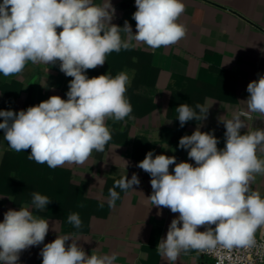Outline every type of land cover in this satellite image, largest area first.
Listing matches in <instances>:
<instances>
[{"label":"clouds","instance_id":"9594fccd","mask_svg":"<svg viewBox=\"0 0 264 264\" xmlns=\"http://www.w3.org/2000/svg\"><path fill=\"white\" fill-rule=\"evenodd\" d=\"M135 7L134 34L127 20L123 27L112 23L116 9L111 0L0 2V74H20L29 62L50 66L59 62V70L73 78L66 100L53 95L26 110H0V130L11 150L30 149L29 160L51 169L83 165L94 150L104 152L112 139L107 120L134 118L125 95L131 83L126 72L89 78L86 71L103 66L112 52L140 44L152 50L167 48L184 39L188 31L179 22L185 12L183 0H135ZM246 91L247 99L240 101L246 104V112L218 117L226 129L223 148H218L220 141L213 132L200 130L212 105L182 103L175 108L180 127L193 120L199 123L191 135L179 139L178 147L187 150L195 163H177L174 155L154 156L149 151L136 165L151 177L152 193L147 200L158 209L157 215L164 208L178 213L155 249L168 264H176L182 253L193 250L216 255L223 264L234 249L257 247L258 230L264 237V196L252 188L258 176L264 177V128L252 129L245 119L257 114L256 119L264 121V75L249 82ZM171 165H175L172 171ZM139 184L136 173L131 179L122 176L109 189V207L120 198L116 188L127 193ZM51 202L48 196L32 192L30 204L3 214L0 264H18L23 251L41 244L42 264H115L116 253L99 255L93 249L87 254L76 233L57 235L45 244L49 221L33 209L44 211ZM103 206V202L98 205ZM67 221L76 229L82 227L78 213L69 214ZM201 227L205 230L198 231ZM259 247L264 249V244Z\"/></svg>","mask_w":264,"mask_h":264},{"label":"crops","instance_id":"0c3cea01","mask_svg":"<svg viewBox=\"0 0 264 264\" xmlns=\"http://www.w3.org/2000/svg\"><path fill=\"white\" fill-rule=\"evenodd\" d=\"M95 2L102 3L103 0ZM183 2L185 12L179 22L188 29L184 39L156 50L144 44L134 48L147 53L151 63L158 68L153 96L155 107L144 114L137 113L132 107L133 119L107 120V126L115 132L104 152L94 150L83 165L65 164L55 169L38 163L35 168L32 166L35 161L27 158L22 164L27 170H20L25 177L20 182V156L23 153L28 156L30 149L19 153L11 150L0 130V222L6 211L19 210L20 206L30 204L31 193L39 192L52 199L44 211L33 209L35 215L49 221L45 244L57 235L76 233L78 244L87 254L90 255L93 249L99 255L116 253L115 264H168L155 249L159 240L166 238L168 227L178 213L164 208L162 214L157 215L158 209L147 200L152 193L151 177L136 165L149 151H153L154 156L174 155L177 163H195L188 158L187 150L178 147L179 139L191 135L199 123L193 120L180 127L175 108L182 103L192 107L197 103L212 105L207 119L200 122V130L213 132L220 141L218 148H223L226 129L218 122V117L230 118L237 110L246 112V104L240 101L249 95L247 85L264 75V0ZM111 3L116 9L112 23L123 27L127 20L135 34L136 22L132 19L136 11L135 0H111ZM133 59L138 69L141 62L136 56ZM95 69L87 70L85 74L89 78L98 76L92 72ZM71 79L59 70V62L54 66L29 62L20 74L9 77L0 74V110H26L53 95L66 100ZM256 115L246 116V123L252 129L264 128V121L256 119ZM245 131L246 128L242 129L241 134ZM174 167L171 165L170 171ZM133 173L138 175L140 184L133 185L135 191L127 193L116 188L120 198L114 207H109V189L126 174L131 179ZM63 174L71 185L69 196L55 192L52 198L42 191L47 188V177L54 188ZM252 188L264 196V177L258 176ZM101 202L104 204L102 209L98 207ZM80 203L85 206L78 207ZM71 213L79 214L80 229L68 223ZM204 230L198 228V231ZM42 247L43 244L23 251L18 264H42L39 255ZM200 263L211 264V260L194 250L182 253L176 262Z\"/></svg>","mask_w":264,"mask_h":264},{"label":"trees","instance_id":"16d2710c","mask_svg":"<svg viewBox=\"0 0 264 264\" xmlns=\"http://www.w3.org/2000/svg\"><path fill=\"white\" fill-rule=\"evenodd\" d=\"M134 56L137 57V61L141 62V66L138 69L136 68V60L133 59ZM122 71L128 74L131 81L130 85L127 86L125 95L129 99L132 107H134L136 112L139 114H144L152 110L155 107L153 96L156 92L155 79L157 76L158 68L151 63L147 53L134 49L123 51L121 50L119 53L112 52L107 55L106 64L100 69H95L92 72L98 76L108 73L111 76L115 77ZM111 132L113 135L115 129H112ZM27 157L28 156L25 155V153L20 156L21 165L19 166L18 173L20 182H23V177H25L23 176V172H21L20 170L23 171V168L27 170V167H24V165H22L23 161H25ZM36 164V162H33L32 166H35ZM35 168H37V166H35ZM67 178L68 177L63 174L61 178H58V181H60L59 184H57V186L53 184L57 188H52V181L47 177V188L44 187L42 191L46 192L47 195H52V198L55 197V192L62 193L64 197L69 196V188H71V185L68 183ZM55 189L56 191H54Z\"/></svg>","mask_w":264,"mask_h":264},{"label":"built area","instance_id":"2783aa9c","mask_svg":"<svg viewBox=\"0 0 264 264\" xmlns=\"http://www.w3.org/2000/svg\"><path fill=\"white\" fill-rule=\"evenodd\" d=\"M256 240L257 247L251 249H234L230 254V259L225 258L223 264H264V249L259 247L260 244H264V237L261 236L260 230L256 233ZM202 255L207 256L211 260V264H219V257L216 255Z\"/></svg>","mask_w":264,"mask_h":264},{"label":"water","instance_id":"95a60500","mask_svg":"<svg viewBox=\"0 0 264 264\" xmlns=\"http://www.w3.org/2000/svg\"><path fill=\"white\" fill-rule=\"evenodd\" d=\"M200 264H203V263H200Z\"/></svg>","mask_w":264,"mask_h":264}]
</instances>
